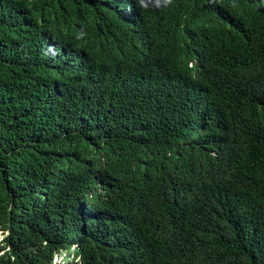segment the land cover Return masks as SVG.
Returning a JSON list of instances; mask_svg holds the SVG:
<instances>
[{
  "label": "trees",
  "instance_id": "16d2710c",
  "mask_svg": "<svg viewBox=\"0 0 264 264\" xmlns=\"http://www.w3.org/2000/svg\"><path fill=\"white\" fill-rule=\"evenodd\" d=\"M129 1L146 46L93 0H0V264L71 248L81 264H254L234 251L252 228L218 206L219 173L237 157L234 112L249 124L231 82L264 62V34L245 16L249 41L226 43L202 20L209 69L192 86L174 26L206 0Z\"/></svg>",
  "mask_w": 264,
  "mask_h": 264
},
{
  "label": "clouds",
  "instance_id": "9594fccd",
  "mask_svg": "<svg viewBox=\"0 0 264 264\" xmlns=\"http://www.w3.org/2000/svg\"><path fill=\"white\" fill-rule=\"evenodd\" d=\"M93 2L100 4L114 16L115 22L124 28L131 41L138 45H147L149 26L138 16V12H143L140 7H134L129 0ZM231 12L235 15L231 16ZM199 14L202 19L195 18V22L187 30H184L179 20L174 26L176 35L185 39L190 46L184 61L180 63L182 69L178 72L186 77L192 86H201V81L208 75L209 69L203 51L204 48H208L205 39L208 32L205 31L206 27L202 20L214 23L218 33L216 36L226 43L237 39H244L245 43L249 41L245 35L252 36L250 29L239 26L240 23L246 22L245 16H250L254 25L264 34V0H254L249 6H234L225 0H206ZM44 44L47 46L48 54L66 55L65 47L52 38L46 40ZM252 76L247 82L236 79L231 82L233 89L246 100L242 108L248 114L249 124L245 132L236 129L237 110L234 112L233 143L237 157L231 163L235 164L233 167L226 166L219 173V178L226 181L223 183L225 190L218 206L225 209L229 217L252 228L250 235L237 241L234 251L242 255V258H249L254 264H264V232L257 235L264 225V62L260 63ZM237 167L238 172L235 174ZM256 191L263 193L255 194ZM8 234L7 230H0V244H3ZM5 251H8V248ZM72 254L73 259L69 264H81L78 259L74 260L73 248ZM56 255L51 264H54Z\"/></svg>",
  "mask_w": 264,
  "mask_h": 264
},
{
  "label": "rangeland",
  "instance_id": "374dc122",
  "mask_svg": "<svg viewBox=\"0 0 264 264\" xmlns=\"http://www.w3.org/2000/svg\"><path fill=\"white\" fill-rule=\"evenodd\" d=\"M73 259L72 248L62 251L54 258V264H69Z\"/></svg>",
  "mask_w": 264,
  "mask_h": 264
}]
</instances>
